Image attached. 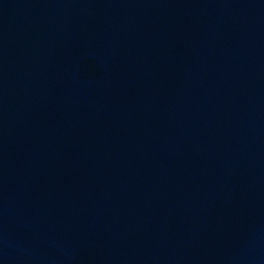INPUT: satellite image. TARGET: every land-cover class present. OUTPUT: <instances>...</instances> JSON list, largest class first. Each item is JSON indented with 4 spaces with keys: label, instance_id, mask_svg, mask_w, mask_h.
<instances>
[{
    "label": "water",
    "instance_id": "95a60500",
    "mask_svg": "<svg viewBox=\"0 0 264 264\" xmlns=\"http://www.w3.org/2000/svg\"><path fill=\"white\" fill-rule=\"evenodd\" d=\"M0 264H264V0H0Z\"/></svg>",
    "mask_w": 264,
    "mask_h": 264
}]
</instances>
